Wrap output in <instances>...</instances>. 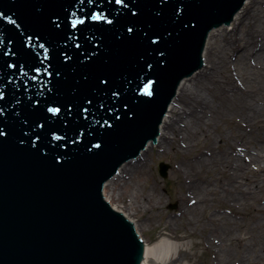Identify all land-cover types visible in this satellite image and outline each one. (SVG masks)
<instances>
[{"label":"water","instance_id":"water-1","mask_svg":"<svg viewBox=\"0 0 264 264\" xmlns=\"http://www.w3.org/2000/svg\"><path fill=\"white\" fill-rule=\"evenodd\" d=\"M243 2L0 0V264H140L104 183L158 144L208 33Z\"/></svg>","mask_w":264,"mask_h":264},{"label":"bare ground","instance_id":"bare-ground-1","mask_svg":"<svg viewBox=\"0 0 264 264\" xmlns=\"http://www.w3.org/2000/svg\"><path fill=\"white\" fill-rule=\"evenodd\" d=\"M228 23L229 29L208 33L202 65L191 78L180 81L160 126L158 144L145 146L147 152L139 153L142 162L120 166L119 178L107 180L103 191L128 221L135 222L132 214L147 213L150 219V213L160 209L141 185L152 149L163 152L177 142V150L187 153L185 139L197 134L207 139L211 122L227 112L224 118L235 130L223 136L217 148L211 141L175 165L180 207L160 227L170 231L177 217L183 219V229L208 227L206 252L213 257L208 264H264V0H245ZM210 171L215 178L206 175ZM218 174L225 178L220 180ZM222 195L245 204L249 222L244 234H234V220L226 213L204 212ZM116 200L125 202L127 212L115 205ZM180 249L163 240L143 242L140 264L176 263L178 258L171 255Z\"/></svg>","mask_w":264,"mask_h":264},{"label":"rangeland","instance_id":"rangeland-1","mask_svg":"<svg viewBox=\"0 0 264 264\" xmlns=\"http://www.w3.org/2000/svg\"><path fill=\"white\" fill-rule=\"evenodd\" d=\"M225 27L229 29L230 24L227 23ZM215 102L217 103L218 101ZM226 114L227 112L223 116L222 114L218 115L211 122L207 139L203 134L186 138L183 144L189 145L187 153H182L177 150V142L167 145L163 152L158 151L157 147H154L150 153L149 169L147 170V176L142 181L141 189L149 192L153 201L158 205L160 212L155 214L153 211L152 214L150 213V219L146 216L147 213H143L144 215L132 214L131 216L137 223L136 231L139 236H142V242L154 243L155 241L163 240L181 247L180 251L173 252L171 255L173 259L178 258L177 262L173 264H208V261L213 259L211 253L206 252L207 244L204 238L208 234V227H202V224H199L183 229V219L180 220L178 217L176 223L171 224L170 231L161 230L160 226L164 223L167 216L177 215L180 207L177 190V182L180 176L174 173L175 165L181 159H188L198 149L207 146L211 141L213 146L217 148L220 139L224 140L223 136L235 130V127L230 124L228 119L224 118ZM160 162L168 165L165 177L159 173ZM214 173L210 171L206 175L215 178ZM217 178L223 180L225 176L218 174ZM152 187H154L155 191H152ZM233 194L236 195V192H233ZM115 205L120 210L126 211L125 207H123L125 205L123 200H116ZM215 211L224 212L234 220L231 224V229L235 235L245 233V222H249L248 217L245 215L248 212L245 209V204L236 202L228 195H222L216 202H211L210 206L204 212L213 213ZM256 232L258 233V230Z\"/></svg>","mask_w":264,"mask_h":264},{"label":"snow or ice","instance_id":"snow-or-ice-1","mask_svg":"<svg viewBox=\"0 0 264 264\" xmlns=\"http://www.w3.org/2000/svg\"><path fill=\"white\" fill-rule=\"evenodd\" d=\"M116 3L117 4H120V3H122V0H116ZM94 19H99L100 17L99 16H94L93 17ZM109 22H111V21H109ZM80 23H83V21H80ZM73 26H75V24L73 25ZM129 31H131L130 29H129ZM36 71H39V69H37ZM34 79H35V77H34ZM150 84H151V82H149V85H145V87H144V89H143V91L145 92V93H147V94H151L150 92H149V87H150ZM50 111H59V109H50Z\"/></svg>","mask_w":264,"mask_h":264}]
</instances>
